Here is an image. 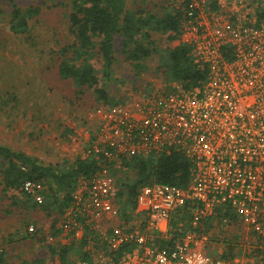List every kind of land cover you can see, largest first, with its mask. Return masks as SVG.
I'll use <instances>...</instances> for the list:
<instances>
[{
	"label": "built area",
	"instance_id": "obj_1",
	"mask_svg": "<svg viewBox=\"0 0 264 264\" xmlns=\"http://www.w3.org/2000/svg\"><path fill=\"white\" fill-rule=\"evenodd\" d=\"M187 1L176 42L191 47L205 83L103 108L95 131L72 140L80 147L73 154L99 170L77 179L46 235L55 250L47 248L46 264H62V249L70 264H264V21L241 0H212L216 10ZM170 152L191 162L189 185L144 186L132 221L122 223L120 184L101 169ZM21 190L42 203L47 186L29 180ZM225 243L232 256L223 255Z\"/></svg>",
	"mask_w": 264,
	"mask_h": 264
},
{
	"label": "rangeland",
	"instance_id": "obj_2",
	"mask_svg": "<svg viewBox=\"0 0 264 264\" xmlns=\"http://www.w3.org/2000/svg\"><path fill=\"white\" fill-rule=\"evenodd\" d=\"M210 5L212 0H204ZM225 1V0H215ZM230 1V0H227ZM240 1V0H232ZM248 4L256 18L257 10L264 7V0H241ZM129 12L135 15L164 14L168 9L161 0H126ZM181 0H174L175 9ZM8 0H0V95H14L12 102L0 112V145L12 151L22 152L34 158L40 165L67 166L79 160L73 154L80 147L72 145L73 139H81L85 131L93 133L103 107L95 102L92 89L78 93L71 81L58 75L60 50L71 44L68 12L65 0H15L22 10L38 9L30 22V32L23 37L8 31ZM168 34L152 33L143 45L158 49H172L177 45ZM123 39L114 41L113 76L102 79V64L93 60L99 86L117 105L125 104L143 95L162 91L164 85L156 77L158 56L143 60L140 68L128 60L123 52ZM110 168V167H109ZM103 167L121 182L133 178V172L125 169ZM9 196H3L0 186V245L9 264H32L36 260L47 263L46 235L51 232L50 218L39 209L28 205L14 207ZM5 197V198H4ZM36 230L37 238H23L27 227ZM28 237H31L30 235Z\"/></svg>",
	"mask_w": 264,
	"mask_h": 264
},
{
	"label": "trees",
	"instance_id": "obj_3",
	"mask_svg": "<svg viewBox=\"0 0 264 264\" xmlns=\"http://www.w3.org/2000/svg\"><path fill=\"white\" fill-rule=\"evenodd\" d=\"M68 12L66 14L71 44L60 50V62L57 70L62 80L71 81L78 88L92 89L95 102L103 107L116 106L107 91L99 86V78L93 65V60L99 58L102 64V79L110 80L113 76L114 41L116 37L123 39V49L129 61L140 64L152 55L158 56L159 65L155 70L156 77L167 85L178 84L184 90L201 87L207 77L206 69H199L193 61L191 47L177 44L172 49H158L155 45H143L152 33L168 34L171 41H177L179 28L188 1L181 0L175 9L174 0H161L166 10L161 16H137L129 12L126 0H65ZM9 20L8 31L16 37H23L30 32V22L38 9L29 7L22 10L15 0H8ZM209 7L216 10L218 4L210 2ZM256 18L264 21V7L257 10ZM136 65L135 67H141ZM14 95H0V112L15 102ZM123 167L133 172V178L121 182L117 193L120 220L129 224L133 219L136 198L144 186L153 183L175 186L185 189L191 180L192 164L187 157L178 152L168 154H152L146 158H131L122 160ZM24 169V170H23ZM99 170L98 164L92 159L75 160L67 166L40 165L36 159L22 152L12 151L0 145V186L3 196H9L14 207L28 205L29 209L41 210L46 218H50L51 231L56 232V225L64 209L68 206L73 187L80 176H91ZM40 181L47 186V192L42 203H36L22 193L25 181ZM5 198V197H4ZM25 234L23 238L28 237ZM37 238V233L33 235ZM49 253L54 248L47 246ZM235 249L225 243L223 255L232 256ZM62 264H70L68 250L60 251ZM0 264H9L6 254L0 245ZM32 264H44L36 260Z\"/></svg>",
	"mask_w": 264,
	"mask_h": 264
},
{
	"label": "crops",
	"instance_id": "obj_4",
	"mask_svg": "<svg viewBox=\"0 0 264 264\" xmlns=\"http://www.w3.org/2000/svg\"><path fill=\"white\" fill-rule=\"evenodd\" d=\"M95 122H96V125L98 124V120H95ZM207 253H209L211 256H218L217 254H216V252L215 251H211V250H207L206 251Z\"/></svg>",
	"mask_w": 264,
	"mask_h": 264
}]
</instances>
